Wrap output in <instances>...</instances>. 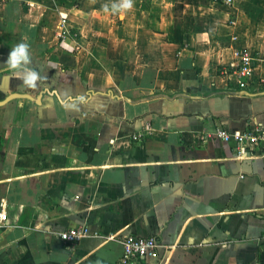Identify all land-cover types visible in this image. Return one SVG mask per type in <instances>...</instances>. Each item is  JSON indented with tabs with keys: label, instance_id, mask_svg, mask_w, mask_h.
<instances>
[{
	"label": "crops",
	"instance_id": "0c3cea01",
	"mask_svg": "<svg viewBox=\"0 0 264 264\" xmlns=\"http://www.w3.org/2000/svg\"><path fill=\"white\" fill-rule=\"evenodd\" d=\"M227 1L0 0V101L40 100L0 108V264H120L130 235L159 244L141 264H264V147L202 141L264 125V0ZM20 43L32 87L5 63ZM238 50L245 90L219 75Z\"/></svg>",
	"mask_w": 264,
	"mask_h": 264
},
{
	"label": "built area",
	"instance_id": "2783aa9c",
	"mask_svg": "<svg viewBox=\"0 0 264 264\" xmlns=\"http://www.w3.org/2000/svg\"><path fill=\"white\" fill-rule=\"evenodd\" d=\"M219 1V0H215ZM227 5L231 1L226 2ZM63 22L66 21L62 18ZM219 75L225 81L235 83L241 90H245L256 82L257 66L256 60L244 50H238L234 54V61L226 67L219 69ZM150 134V128L145 127L139 134L134 135V141H142ZM217 139L227 144L239 160L254 159L260 154L264 147V125L255 123L245 130H229L220 127L212 133H207L202 137L206 142ZM9 225V216L4 205L0 208V232L5 230ZM90 235L88 228L80 227L69 229L60 234L61 240L69 245L80 243L84 238ZM123 256L120 264H141L142 260L159 257V244L153 237L143 238L139 236H126L122 239Z\"/></svg>",
	"mask_w": 264,
	"mask_h": 264
},
{
	"label": "clouds",
	"instance_id": "9594fccd",
	"mask_svg": "<svg viewBox=\"0 0 264 264\" xmlns=\"http://www.w3.org/2000/svg\"><path fill=\"white\" fill-rule=\"evenodd\" d=\"M133 7V0H123L119 5H113V11L129 10ZM107 10V9H106ZM29 45L20 43L11 49L7 61L5 62L13 74L23 73V83L27 87H32L38 79L35 71L28 70L26 66L30 62Z\"/></svg>",
	"mask_w": 264,
	"mask_h": 264
},
{
	"label": "water",
	"instance_id": "95a60500",
	"mask_svg": "<svg viewBox=\"0 0 264 264\" xmlns=\"http://www.w3.org/2000/svg\"><path fill=\"white\" fill-rule=\"evenodd\" d=\"M16 100H29V101H32V102H36L37 104H40V100L39 99L35 100L30 95H27V94H18L17 93V94H12V95L8 96L3 101H0V108L5 107L9 103H11L13 101H16Z\"/></svg>",
	"mask_w": 264,
	"mask_h": 264
},
{
	"label": "rangeland",
	"instance_id": "374dc122",
	"mask_svg": "<svg viewBox=\"0 0 264 264\" xmlns=\"http://www.w3.org/2000/svg\"><path fill=\"white\" fill-rule=\"evenodd\" d=\"M147 7V6H149L147 3L146 4H144V7ZM151 8V6H149V9ZM156 10V9H155ZM154 16V15H153ZM155 17V16H154ZM143 18V17H142ZM152 19H155V18H152ZM142 21H146V22H149V20L148 19H141ZM153 21H155V20H153Z\"/></svg>",
	"mask_w": 264,
	"mask_h": 264
}]
</instances>
